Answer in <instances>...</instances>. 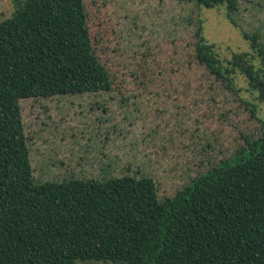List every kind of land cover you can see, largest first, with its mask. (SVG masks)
Returning a JSON list of instances; mask_svg holds the SVG:
<instances>
[{
  "label": "trees",
  "instance_id": "trees-1",
  "mask_svg": "<svg viewBox=\"0 0 264 264\" xmlns=\"http://www.w3.org/2000/svg\"><path fill=\"white\" fill-rule=\"evenodd\" d=\"M195 59L215 76L241 72L264 98V75L213 43L197 40ZM108 87L83 0L17 1L0 21V264H264L263 138L163 199L150 177L34 181L19 99Z\"/></svg>",
  "mask_w": 264,
  "mask_h": 264
},
{
  "label": "rangeland",
  "instance_id": "rangeland-1",
  "mask_svg": "<svg viewBox=\"0 0 264 264\" xmlns=\"http://www.w3.org/2000/svg\"><path fill=\"white\" fill-rule=\"evenodd\" d=\"M17 1L0 0V21ZM83 3L109 87L19 99L35 182L150 177L163 199L232 156L245 138L264 139V98L255 86L239 71L215 76L195 59V42L205 39L220 58L264 75V0ZM245 52L253 58L244 66Z\"/></svg>",
  "mask_w": 264,
  "mask_h": 264
}]
</instances>
